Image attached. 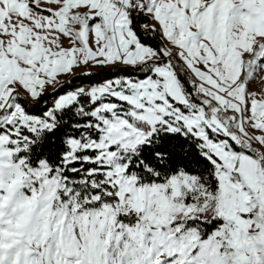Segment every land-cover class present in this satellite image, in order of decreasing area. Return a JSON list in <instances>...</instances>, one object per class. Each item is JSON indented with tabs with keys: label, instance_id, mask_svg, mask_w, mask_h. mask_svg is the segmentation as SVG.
Returning a JSON list of instances; mask_svg holds the SVG:
<instances>
[{
	"label": "snow or ice",
	"instance_id": "obj_1",
	"mask_svg": "<svg viewBox=\"0 0 264 264\" xmlns=\"http://www.w3.org/2000/svg\"><path fill=\"white\" fill-rule=\"evenodd\" d=\"M0 264H264V0H0Z\"/></svg>",
	"mask_w": 264,
	"mask_h": 264
}]
</instances>
